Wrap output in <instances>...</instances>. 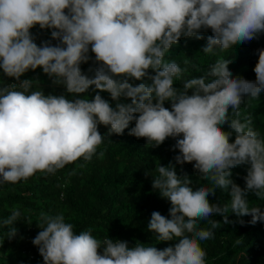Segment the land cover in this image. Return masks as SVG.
I'll return each mask as SVG.
<instances>
[{"label": "clouds", "instance_id": "clouds-1", "mask_svg": "<svg viewBox=\"0 0 264 264\" xmlns=\"http://www.w3.org/2000/svg\"><path fill=\"white\" fill-rule=\"evenodd\" d=\"M37 25L50 39L36 42ZM183 39L213 57L199 75L189 74L188 59L183 67L166 59ZM252 45L264 47V0H0V185L86 164L106 136L125 129L147 148L175 141V163L145 169L152 190L170 204L167 216L151 213L147 229L157 242L174 243L161 249L100 239L90 229L77 232L62 212L42 211L31 243L43 264H206L201 244L233 223L229 213L241 225L244 216L250 225L264 222V207L249 202L250 194L264 201V134L241 112L264 92V48L256 50L254 80L235 72ZM89 61L91 76L81 69ZM38 68L63 92L46 94L38 79H22ZM185 163L196 187L177 174ZM237 166H245L243 187L231 178ZM217 189L226 203L209 202ZM21 215L13 208L0 220L9 240Z\"/></svg>", "mask_w": 264, "mask_h": 264}, {"label": "trees", "instance_id": "trees-1", "mask_svg": "<svg viewBox=\"0 0 264 264\" xmlns=\"http://www.w3.org/2000/svg\"><path fill=\"white\" fill-rule=\"evenodd\" d=\"M36 35V42L50 39L49 30H41L37 25L31 30ZM210 31V30H209ZM53 44L56 41H52ZM255 45L245 49L247 58L242 67L236 72L237 76L254 80L253 67L257 60ZM198 44L189 39H183L180 44L174 45L166 54V59H175L182 67L185 59L189 60V74L196 76L200 69L212 62L213 57L204 56ZM90 55H92L90 53ZM219 55H223L220 54ZM94 58V57H93ZM217 58V56H216ZM92 62L82 64V71L89 76L88 71ZM2 76V71H0ZM23 78H36L40 87L47 94H60L62 86L52 85L50 79L38 68L27 72ZM5 80L9 78L4 77ZM176 86H180L179 82ZM91 89L89 95H91ZM108 98L107 93H101ZM166 107L168 104L166 103ZM242 115H251L253 126L264 134V92L258 100H245L241 106ZM133 126L130 124L129 127ZM101 133L106 129L99 127ZM172 138L165 140L159 147H146L143 138H135L125 129L122 135L112 134L105 137L104 143L97 151V155L86 164L78 160L74 164L66 165L55 175L44 176L37 173L27 181L15 185H0V220L10 215L13 208L22 212L21 221L14 225L17 235L9 240L6 238V228H0V264H43L38 249L31 240L40 231L35 220L39 213L62 212L66 222L74 225V229H90L97 238L105 236L127 240L129 244L144 242L154 244L157 248H164L174 242H157L152 232L148 231L147 224L153 211H159L167 216L169 202L162 198L151 187V175L145 176V169H153L155 164H167L173 160L175 151L171 145ZM103 155H99L100 152ZM84 164V167H80ZM177 174L187 173L196 187L197 174L192 165L185 163L176 165ZM231 178L241 187L244 186L243 177L246 175L245 166H237L232 170ZM203 183L207 184V181ZM210 203H226L228 196L219 189L215 195L208 197ZM250 206L264 207V201L249 195ZM213 219L220 220V216ZM231 224L222 225L214 230V238L202 242L201 246L206 251V264H264V222L255 225L247 224L250 216H244L246 223H236L237 217L229 213ZM33 220L30 224L27 222ZM202 227H210L207 222H201ZM243 237V244L236 245L235 240ZM246 255L241 256L244 252Z\"/></svg>", "mask_w": 264, "mask_h": 264}]
</instances>
